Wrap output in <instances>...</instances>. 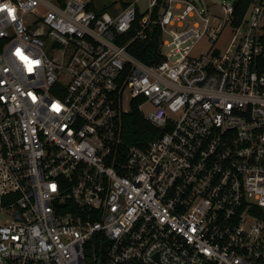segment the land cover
Listing matches in <instances>:
<instances>
[{
  "label": "built area",
  "instance_id": "1",
  "mask_svg": "<svg viewBox=\"0 0 264 264\" xmlns=\"http://www.w3.org/2000/svg\"><path fill=\"white\" fill-rule=\"evenodd\" d=\"M222 2L0 0V264H264V0Z\"/></svg>",
  "mask_w": 264,
  "mask_h": 264
},
{
  "label": "trees",
  "instance_id": "2",
  "mask_svg": "<svg viewBox=\"0 0 264 264\" xmlns=\"http://www.w3.org/2000/svg\"><path fill=\"white\" fill-rule=\"evenodd\" d=\"M56 1L60 7H63L65 0ZM249 2L250 0H241L239 2L238 7L234 12V18L236 22H239L242 19ZM113 5H103L101 11H107L108 9L110 10ZM121 6L122 9H125L128 6V3H124ZM91 8H95L93 1L91 3ZM135 26L133 27V30L135 29ZM133 30L131 33L134 32ZM159 39L160 31L155 30L151 35H149V38L146 42L133 45L131 48L132 55L145 64L153 63L158 54ZM122 132L126 145L138 147H145L151 139L159 135L155 129L148 125V123L143 119L141 114L135 110L134 107L128 114L122 117Z\"/></svg>",
  "mask_w": 264,
  "mask_h": 264
},
{
  "label": "rangeland",
  "instance_id": "3",
  "mask_svg": "<svg viewBox=\"0 0 264 264\" xmlns=\"http://www.w3.org/2000/svg\"><path fill=\"white\" fill-rule=\"evenodd\" d=\"M94 7L97 10H102L103 5H113L112 8L107 11H110L111 13H117L119 11L122 10V4L124 3H130V4H134V7L138 10L140 15H143L146 13V10L148 8V0H92ZM222 1L224 0H208L209 3L213 4L212 6V13L213 14H220L222 13V5L224 4ZM220 46H222V44H219ZM123 109L124 110H128V104L127 103H123ZM151 108H149L148 106L143 107L142 111L145 115H147L148 113L151 112Z\"/></svg>",
  "mask_w": 264,
  "mask_h": 264
},
{
  "label": "water",
  "instance_id": "4",
  "mask_svg": "<svg viewBox=\"0 0 264 264\" xmlns=\"http://www.w3.org/2000/svg\"><path fill=\"white\" fill-rule=\"evenodd\" d=\"M241 0H234L233 7L236 8Z\"/></svg>",
  "mask_w": 264,
  "mask_h": 264
}]
</instances>
